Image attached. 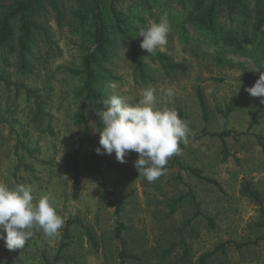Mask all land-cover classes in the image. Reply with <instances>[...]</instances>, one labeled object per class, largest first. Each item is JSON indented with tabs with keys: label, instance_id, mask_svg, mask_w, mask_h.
<instances>
[{
	"label": "rangeland",
	"instance_id": "obj_1",
	"mask_svg": "<svg viewBox=\"0 0 264 264\" xmlns=\"http://www.w3.org/2000/svg\"><path fill=\"white\" fill-rule=\"evenodd\" d=\"M14 1L0 0V11ZM163 14L154 8L144 15L145 28L159 23ZM167 18V43L156 51L186 69H169L140 47L147 75L142 80L124 47L105 65L109 74L102 83L107 98L118 95L133 105L145 88H155L156 106L175 109L195 136L180 143V151L168 159L163 175L154 182L139 176L135 152L125 157L126 163H119L115 153L99 154L102 160L97 174L85 144L78 150L84 129L73 123V117L82 79L69 70H78L83 46L70 26L60 27L53 14L47 15L52 46L38 40L25 73L19 71L14 58L0 56V76L35 91L50 117L35 122L32 99L23 89L0 81V183L30 185L34 203L49 195L64 220L53 237L34 229L22 249L8 250L0 240V264H119L121 251L159 264L162 249L179 244L182 238L191 264H198L202 255L221 245L223 250L215 251L207 264H264V141L258 140L264 137V104L260 102L264 97H252L245 91L259 79L263 68L236 55L219 56L191 31L189 38L183 37L176 20ZM142 39L137 37L139 46ZM109 81L117 87H107ZM168 89L173 91L171 97L164 95ZM229 107L232 111L225 122ZM87 119L88 136L99 145L101 122L92 112ZM224 127L231 132L228 137L212 136ZM203 131L209 135H202ZM102 181L110 193L108 198ZM245 189L256 193L257 200ZM180 198L171 212L172 201ZM66 227L69 238L63 241ZM89 234L97 241V249ZM182 252L183 247L177 245L161 264H175Z\"/></svg>",
	"mask_w": 264,
	"mask_h": 264
},
{
	"label": "trees",
	"instance_id": "obj_2",
	"mask_svg": "<svg viewBox=\"0 0 264 264\" xmlns=\"http://www.w3.org/2000/svg\"><path fill=\"white\" fill-rule=\"evenodd\" d=\"M154 8L160 9L176 20L183 37L189 38V32L198 42H206V46L219 56L227 54L244 58L264 70V0H15L9 7L0 11V56L8 55L16 60L18 69L25 73L28 68V57L38 40L52 46L50 28L45 22L48 14H53L57 25L70 26L71 30L82 38V54L78 70H69L71 74L80 76L82 83L76 92L79 101L73 123L82 126L83 138L78 141V150L85 144V151L90 153L94 173H99L102 158L96 153L99 147L88 136L87 116L95 115L102 109V101L107 99L102 83L107 78L109 70L105 66L118 51L127 47L133 70L144 80L146 79V64L137 42L138 32L144 26L143 16L151 14ZM223 18V21H221ZM251 44V47H247ZM252 52V53H250ZM250 53V54H248ZM155 60L169 69L184 71L185 65L174 63L164 54L155 51L151 54ZM231 62V59H228ZM0 81L7 86H16L24 90L28 99H32L34 108L33 120L37 123L49 119L45 112V103L35 91L25 85H17L0 76ZM199 103L203 111L205 104L199 93ZM230 107L224 115L227 116ZM98 116V115H97ZM98 119L100 120L99 116ZM231 134L224 130L212 134L223 140ZM202 135H209L203 131ZM189 138H195L192 134ZM258 140L264 141L263 138ZM78 165L73 167V196H77ZM196 177L211 184L214 181L203 178L197 170L188 169ZM103 193L108 198L110 193L104 181L101 183ZM245 192L254 200L256 193L248 189ZM181 198L172 201L171 212H174ZM264 216V213H262ZM210 226L212 220L208 219ZM117 229V235L119 234ZM92 246L97 249V241L88 235ZM69 238L68 227L65 229L63 241ZM177 245L183 247L181 256L175 257V264H191L189 249L183 238L180 243H170L162 249L159 259L161 264L170 258ZM64 247L65 244H62ZM223 250L219 246L215 251ZM215 251L202 255L198 264H207ZM119 264H149L150 261L135 254L121 251Z\"/></svg>",
	"mask_w": 264,
	"mask_h": 264
},
{
	"label": "clouds",
	"instance_id": "obj_3",
	"mask_svg": "<svg viewBox=\"0 0 264 264\" xmlns=\"http://www.w3.org/2000/svg\"><path fill=\"white\" fill-rule=\"evenodd\" d=\"M169 31V20L164 13L159 23L139 29L138 36L143 38L141 49L153 54L158 47L166 45ZM259 73L255 84L245 89L252 97H264V70ZM107 87L115 89L116 82L109 81ZM155 93V88H145L142 98L134 105L118 95H111L102 101L103 107L96 113L101 122L100 147L96 153H115L119 163H126L125 157L130 152L137 153L134 167L148 182L163 175L168 159L178 153L180 143H187L192 135L175 109L156 106ZM164 95L171 97L173 91L168 89ZM260 102L264 104V99ZM50 199L49 195H44L34 203L30 185L20 183L9 187L0 183V240L8 250L24 248L34 229H41L47 237L58 234L64 220L56 213Z\"/></svg>",
	"mask_w": 264,
	"mask_h": 264
}]
</instances>
